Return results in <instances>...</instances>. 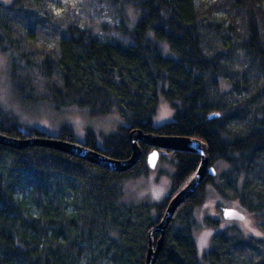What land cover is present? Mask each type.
<instances>
[{
    "label": "trees",
    "instance_id": "16d2710c",
    "mask_svg": "<svg viewBox=\"0 0 264 264\" xmlns=\"http://www.w3.org/2000/svg\"><path fill=\"white\" fill-rule=\"evenodd\" d=\"M101 12L112 22H96ZM0 54L12 55L21 108L50 102L86 108L92 118L116 110L124 122L98 147L90 131L83 144L67 127L55 136L21 131L0 105L4 137L58 139L119 161L131 156L133 129L206 144L215 176L176 209L155 264H264V0H78L59 12L49 0H0ZM161 100L172 121L155 127ZM139 148L133 168L113 173L51 149L0 146V264H144L148 232L200 159L159 151L173 168L169 194L128 206L120 203L123 183L146 176L153 150ZM208 186L248 212L260 235L206 218L217 233L200 253L194 213Z\"/></svg>",
    "mask_w": 264,
    "mask_h": 264
},
{
    "label": "rangeland",
    "instance_id": "374dc122",
    "mask_svg": "<svg viewBox=\"0 0 264 264\" xmlns=\"http://www.w3.org/2000/svg\"><path fill=\"white\" fill-rule=\"evenodd\" d=\"M49 3L59 12L62 7L65 8L68 5L77 8L78 0H49ZM93 18L96 22H112L102 12L93 13ZM159 48L162 55L172 56L165 43L159 44ZM11 57L12 55L9 54H0V105L15 115L21 131L32 128L48 136H55L60 128L67 127L72 129L75 140L79 144L85 142V135L90 131L95 135L96 144L100 147L105 136L113 134L118 127L124 125L116 110L107 116L92 118L86 108L66 106L56 110L50 102H40L29 110L21 108L12 94L9 80ZM172 115L168 105L161 100L156 115L153 117V126L169 123L172 121ZM217 168L222 169L220 164L217 165ZM172 173L173 168L169 159L166 157L163 162L158 159L155 169L149 170L146 176L123 183L120 203L128 206L161 203L170 192V175ZM224 209L239 211L244 215V220L242 222L223 220L221 213ZM194 217L197 226L193 231V238L200 253L210 249L212 237L217 233L205 225L203 221L206 218L216 220L220 227L235 225L244 234L260 235L248 212L243 210L236 201L222 199L211 186L206 187L204 203L195 210Z\"/></svg>",
    "mask_w": 264,
    "mask_h": 264
},
{
    "label": "water",
    "instance_id": "95a60500",
    "mask_svg": "<svg viewBox=\"0 0 264 264\" xmlns=\"http://www.w3.org/2000/svg\"><path fill=\"white\" fill-rule=\"evenodd\" d=\"M128 141L131 147V156L127 160H113L99 155L98 152L87 150L79 144L58 141V139H28V140H15L0 135V146L7 147L14 150H23L29 147H41L51 149L68 156L75 157L83 160L91 165H94L103 170L113 173H124L133 168L140 156L139 143L152 147L146 157V165L149 170L155 169L159 159V151H173L195 154L199 157V166L194 173V176L189 183L173 196L167 204L165 212L159 221L147 234V247L144 264H155L159 254L163 248V239L166 226L169 225L176 209L187 199L192 197L204 178L208 176H215V171L209 167L207 146L204 142L197 139L184 138V137H156L152 134H143L138 129L129 130ZM155 154V155H154ZM222 218L225 221L242 222L244 215L235 209H224ZM158 234V240L153 242V235Z\"/></svg>",
    "mask_w": 264,
    "mask_h": 264
},
{
    "label": "snow or ice",
    "instance_id": "6c2138e0",
    "mask_svg": "<svg viewBox=\"0 0 264 264\" xmlns=\"http://www.w3.org/2000/svg\"><path fill=\"white\" fill-rule=\"evenodd\" d=\"M155 155V154H154Z\"/></svg>",
    "mask_w": 264,
    "mask_h": 264
}]
</instances>
